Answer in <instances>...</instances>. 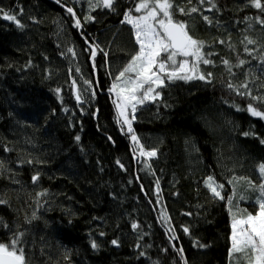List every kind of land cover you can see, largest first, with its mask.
Wrapping results in <instances>:
<instances>
[{
    "label": "trees",
    "instance_id": "trees-1",
    "mask_svg": "<svg viewBox=\"0 0 264 264\" xmlns=\"http://www.w3.org/2000/svg\"><path fill=\"white\" fill-rule=\"evenodd\" d=\"M138 2L0 0V243L25 264H247L231 221L257 213L264 183V119L247 111L264 112V10L172 0L206 79H166L139 103L134 144L112 85L138 51Z\"/></svg>",
    "mask_w": 264,
    "mask_h": 264
},
{
    "label": "snow or ice",
    "instance_id": "snow-or-ice-1",
    "mask_svg": "<svg viewBox=\"0 0 264 264\" xmlns=\"http://www.w3.org/2000/svg\"><path fill=\"white\" fill-rule=\"evenodd\" d=\"M113 2L114 0H98L96 6L110 9ZM253 2L256 8L264 10L261 0H253ZM172 8V0H139L134 7V12L141 13V15L136 16L130 11L125 16V22L135 30V43L138 45V51L119 72L112 88L114 91L119 89L116 91L117 97L122 100V103L117 104L119 116L127 125L128 132L133 133L131 139L134 144H138V139L127 115L129 107L134 119L136 105L150 98L155 100L159 96L156 89L164 86L166 79H206L205 75L199 71L201 63L205 65L210 63L202 52L203 42L195 40L189 34L185 23L173 19ZM68 11L72 12V9H68ZM178 11L181 14H188L184 12L183 8H179ZM197 11L198 9L195 7L190 9V12ZM3 19L15 21L18 26L22 27L13 15L4 13ZM204 19L208 20V17H204ZM79 23L77 20V27H79ZM260 23L264 24V20ZM254 43L255 41L251 39L247 40V44ZM69 51L72 50L69 49ZM245 51L248 49L245 48ZM249 54L251 53L249 52ZM224 63L228 64L227 61ZM208 75L210 76L211 73ZM241 87L246 88L247 85ZM77 98L79 99V97ZM247 111L253 116L264 119V112L258 111L254 107L250 106ZM78 139L79 137H77ZM141 155L152 157L156 153L154 151L144 152L141 146ZM259 173L264 177V164L259 165ZM37 179L38 177H33V181ZM207 187L215 197L224 199L218 190L223 185L215 184L212 177H209ZM254 187L259 195L257 213L232 212L231 253L243 254L247 264H264V183ZM229 210L231 211V209ZM16 243L17 241H12L9 245L0 243V264H25L23 249H17ZM113 243L116 242L113 241ZM92 246L95 248V243ZM236 259L239 260L240 257L237 256Z\"/></svg>",
    "mask_w": 264,
    "mask_h": 264
},
{
    "label": "rangeland",
    "instance_id": "rangeland-1",
    "mask_svg": "<svg viewBox=\"0 0 264 264\" xmlns=\"http://www.w3.org/2000/svg\"><path fill=\"white\" fill-rule=\"evenodd\" d=\"M139 15H141V13H139ZM139 15H137V16H139ZM135 31V30H134ZM179 59V58H178ZM116 91H119V89H117ZM116 91H114L115 92V98H116V101H118V103H122V100L120 99V98H118L117 97V94H116ZM151 99V98H150ZM150 99H148V100H150ZM139 105V103L136 105V106H138ZM133 113H132V111H131V108L129 107L128 109H127V115H128V118H130V116L132 115ZM165 218V219H164ZM163 219H164V221L166 222V220H167V217H165V215L163 214Z\"/></svg>",
    "mask_w": 264,
    "mask_h": 264
},
{
    "label": "water",
    "instance_id": "water-1",
    "mask_svg": "<svg viewBox=\"0 0 264 264\" xmlns=\"http://www.w3.org/2000/svg\"><path fill=\"white\" fill-rule=\"evenodd\" d=\"M94 54H96V50H94L93 56H94Z\"/></svg>",
    "mask_w": 264,
    "mask_h": 264
}]
</instances>
